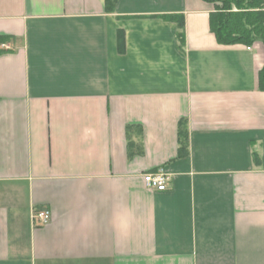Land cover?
<instances>
[{"label":"crops","instance_id":"obj_1","mask_svg":"<svg viewBox=\"0 0 264 264\" xmlns=\"http://www.w3.org/2000/svg\"><path fill=\"white\" fill-rule=\"evenodd\" d=\"M212 9L0 0V264H264V44H220Z\"/></svg>","mask_w":264,"mask_h":264},{"label":"trees","instance_id":"obj_2","mask_svg":"<svg viewBox=\"0 0 264 264\" xmlns=\"http://www.w3.org/2000/svg\"><path fill=\"white\" fill-rule=\"evenodd\" d=\"M213 5L210 13V29L218 42L224 45L246 44L253 45L257 41L264 44V0H204ZM119 0H104L106 13H115ZM164 21L174 22L177 25L176 39L178 48L185 52L186 48V21L183 13H162L153 15ZM119 49L123 52L125 46V32L119 30ZM4 40L0 36V43ZM0 51H2L0 49ZM259 88L264 91V65L259 71ZM134 126L127 127L130 136ZM139 130V131H138ZM137 132H141L140 127ZM178 157L189 154V129L185 118L180 119L178 125ZM129 142V153L132 154ZM131 146V147H130ZM253 159L260 164V156L253 152Z\"/></svg>","mask_w":264,"mask_h":264},{"label":"built area","instance_id":"obj_3","mask_svg":"<svg viewBox=\"0 0 264 264\" xmlns=\"http://www.w3.org/2000/svg\"><path fill=\"white\" fill-rule=\"evenodd\" d=\"M2 46L6 47L5 44H2ZM250 48L251 46H248V49ZM143 179L148 188L166 190L170 175L164 169H158L146 172ZM33 219L37 224H46L51 219V213L49 210H35L33 212Z\"/></svg>","mask_w":264,"mask_h":264}]
</instances>
